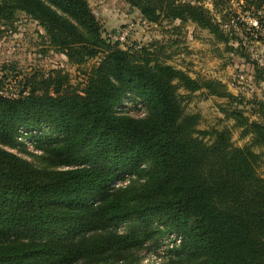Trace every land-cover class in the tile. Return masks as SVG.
<instances>
[{
    "label": "trees",
    "instance_id": "16d2710c",
    "mask_svg": "<svg viewBox=\"0 0 264 264\" xmlns=\"http://www.w3.org/2000/svg\"><path fill=\"white\" fill-rule=\"evenodd\" d=\"M124 1L150 24L192 22L219 43L237 39L205 5ZM20 13L72 66L97 62L80 90H70L63 70L26 77L18 97L0 90V264H126L152 237L153 222L180 240L171 264H264V102L193 79L146 47L111 44L88 0H0V27ZM181 90L228 99L223 112L250 143L236 146L228 130H198ZM127 98L147 115L118 113ZM42 129L53 136L46 168L5 149L24 136L40 141ZM125 177L129 184L114 186ZM125 222L134 226L120 232Z\"/></svg>",
    "mask_w": 264,
    "mask_h": 264
},
{
    "label": "rangeland",
    "instance_id": "374dc122",
    "mask_svg": "<svg viewBox=\"0 0 264 264\" xmlns=\"http://www.w3.org/2000/svg\"><path fill=\"white\" fill-rule=\"evenodd\" d=\"M183 1L205 5L212 10L221 29L225 33L234 31L237 39L227 46L192 22L150 24L124 0H88L101 23L103 38L111 44L118 43L122 49L135 48L137 51L146 47L162 63L186 72L193 79L217 80L228 93L247 101L264 102V0H230L229 4L219 5L217 9L213 7V0ZM260 1L262 5L258 8ZM0 31V83H3L0 90L7 97H18L26 77L48 75L53 70L68 73L70 90H80L85 84L83 73H88L97 62L93 60L81 67L72 66L63 54L50 47L44 30L23 13L18 14L12 26H2ZM126 32L124 42L114 38ZM230 45L237 50L230 52ZM180 94L184 97L186 113L199 115L198 130H228L236 146L250 143V137H242V130L235 121L226 118L223 109L230 108L228 99L209 96L205 90L193 94L181 90ZM124 102L117 109L118 113L133 118L147 115V106L139 100L127 98ZM250 108V105L246 108L247 115H250ZM37 136L40 141L24 136L18 145L5 149L35 167L46 168L44 148L53 136L47 129H42ZM260 172L264 175V165ZM130 181L125 177V180L116 181L114 186H126ZM135 184L139 182L135 181ZM132 226L133 222H125L118 230L126 232ZM148 229L153 232L152 237L127 256L126 264H171V260L177 259L172 251L180 245V240L174 242L175 233L158 222H153ZM186 263L184 259L182 264Z\"/></svg>",
    "mask_w": 264,
    "mask_h": 264
},
{
    "label": "built area",
    "instance_id": "2783aa9c",
    "mask_svg": "<svg viewBox=\"0 0 264 264\" xmlns=\"http://www.w3.org/2000/svg\"><path fill=\"white\" fill-rule=\"evenodd\" d=\"M128 32L126 33H123L120 37H114L117 41H121V42H124L126 40V36H127ZM113 38V37H111Z\"/></svg>",
    "mask_w": 264,
    "mask_h": 264
}]
</instances>
